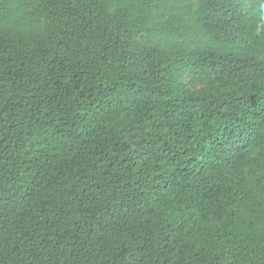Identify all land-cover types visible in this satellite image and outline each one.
Returning <instances> with one entry per match:
<instances>
[{
    "label": "trees",
    "instance_id": "obj_1",
    "mask_svg": "<svg viewBox=\"0 0 264 264\" xmlns=\"http://www.w3.org/2000/svg\"><path fill=\"white\" fill-rule=\"evenodd\" d=\"M106 2L0 36V264H247L264 196L233 149L264 128V64L230 54V0H184L191 23Z\"/></svg>",
    "mask_w": 264,
    "mask_h": 264
},
{
    "label": "clouds",
    "instance_id": "obj_2",
    "mask_svg": "<svg viewBox=\"0 0 264 264\" xmlns=\"http://www.w3.org/2000/svg\"><path fill=\"white\" fill-rule=\"evenodd\" d=\"M40 3L41 0H33L30 6H26V0H10L6 13L0 15V36L10 34L17 38L30 40L38 35V21L45 18L36 11ZM129 7L127 0H107L104 10L112 13ZM229 7L238 21L242 41L238 47H234L230 54L238 62L264 64V0H230ZM173 11L189 18L190 23L195 19L184 0H181ZM194 35L203 36L204 33L197 31ZM220 54L229 55L226 51ZM233 151L237 152L239 157L255 165L250 174L254 173L252 179L259 183L261 195L264 196V128L259 130L255 141L247 145L241 142ZM230 171L231 168L225 169L226 174ZM241 231L243 232V228ZM257 245L260 248L259 255L250 256L247 264H264V224L260 227L258 241L250 246L252 252L257 251Z\"/></svg>",
    "mask_w": 264,
    "mask_h": 264
}]
</instances>
